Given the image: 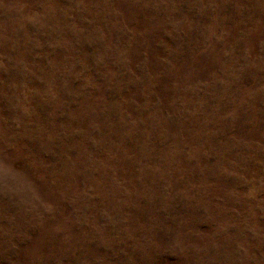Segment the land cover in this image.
Instances as JSON below:
<instances>
[{"label":"rangeland","instance_id":"obj_1","mask_svg":"<svg viewBox=\"0 0 264 264\" xmlns=\"http://www.w3.org/2000/svg\"><path fill=\"white\" fill-rule=\"evenodd\" d=\"M0 264H264V0H0Z\"/></svg>","mask_w":264,"mask_h":264}]
</instances>
